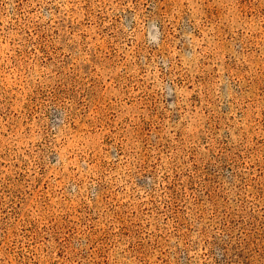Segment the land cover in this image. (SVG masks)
<instances>
[{"label":"rangeland","instance_id":"obj_1","mask_svg":"<svg viewBox=\"0 0 264 264\" xmlns=\"http://www.w3.org/2000/svg\"><path fill=\"white\" fill-rule=\"evenodd\" d=\"M0 264H264V0H0Z\"/></svg>","mask_w":264,"mask_h":264}]
</instances>
